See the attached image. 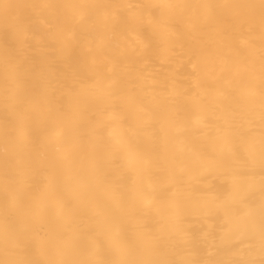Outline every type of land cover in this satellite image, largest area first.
Returning a JSON list of instances; mask_svg holds the SVG:
<instances>
[{"label":"bare ground","instance_id":"obj_1","mask_svg":"<svg viewBox=\"0 0 264 264\" xmlns=\"http://www.w3.org/2000/svg\"><path fill=\"white\" fill-rule=\"evenodd\" d=\"M0 264H264V0H0Z\"/></svg>","mask_w":264,"mask_h":264}]
</instances>
